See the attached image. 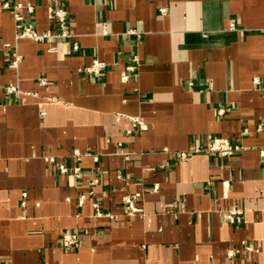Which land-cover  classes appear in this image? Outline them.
<instances>
[{"label":"crops","instance_id":"crops-1","mask_svg":"<svg viewBox=\"0 0 264 264\" xmlns=\"http://www.w3.org/2000/svg\"><path fill=\"white\" fill-rule=\"evenodd\" d=\"M262 149L264 0H0V264H264Z\"/></svg>","mask_w":264,"mask_h":264},{"label":"built area","instance_id":"built-area-1","mask_svg":"<svg viewBox=\"0 0 264 264\" xmlns=\"http://www.w3.org/2000/svg\"><path fill=\"white\" fill-rule=\"evenodd\" d=\"M5 8H10L14 10V15L16 18V27L18 30V37L19 38H28L32 39L38 42H43L46 39L50 40H59V39H65L70 40L73 37V33L70 31L68 19H67V13L63 9H50L49 17L52 18L56 22V25L58 26V30L56 32H53L51 30L45 31V32H39L35 29V27L27 22L24 19V16L21 13H18V10L23 8L22 4H17L15 6H11L8 3L4 4ZM27 10L29 12H33L34 7L31 4H28L26 6ZM164 12V10H162ZM232 27H234V24H231ZM128 33H136L134 30H129ZM79 44L77 42L73 43V49L78 50ZM21 60L20 55H18L16 52H13L11 56L8 57L7 63L8 66L11 68H16ZM139 63L138 56H134L133 62L129 64L126 68L127 74L124 76V80L129 79V73H134L137 70V65ZM105 68V64L99 60H94L90 66L86 68L87 72L89 74L98 75L101 73V71ZM258 81V79H256ZM8 91L13 92L17 90L16 86H9L7 88ZM140 125V129L144 130L147 129L146 125L143 124V122L138 121ZM244 148L242 145H240L235 140L223 137V136H217L214 134H209L207 136V142L204 145L197 144L192 146V148L189 150L190 153H200V152H206V153H217L221 156H231L235 154L236 152L243 151ZM262 154L264 156V149H262ZM187 152L181 153V156H186ZM51 161H54L53 158H50ZM60 172L66 173L68 171V167L64 164H59ZM76 172L79 171V168L75 169ZM129 206L128 209H130L131 213L137 212V208L134 207L132 202L128 200ZM104 213L101 212L98 208V205H96V216H103ZM110 215V214H108ZM113 218V216H112ZM226 218L231 223H237L240 222V212L239 211H230L226 214ZM61 243L63 248L65 249H73L80 245V234L79 232H63Z\"/></svg>","mask_w":264,"mask_h":264}]
</instances>
